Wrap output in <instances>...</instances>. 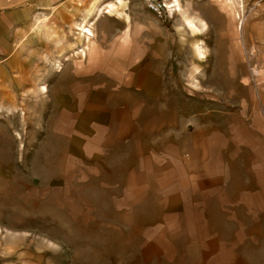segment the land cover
Masks as SVG:
<instances>
[{
	"label": "rangeland",
	"instance_id": "1",
	"mask_svg": "<svg viewBox=\"0 0 264 264\" xmlns=\"http://www.w3.org/2000/svg\"><path fill=\"white\" fill-rule=\"evenodd\" d=\"M128 2L125 17L99 8L95 17L73 20L56 61L30 71L16 97L0 100V264H87L97 230L104 254L113 252L109 209L118 179L113 163L101 155L87 161L83 142L58 129L73 119L59 111L70 88L96 86L105 92L95 96L102 107L131 110L132 132L153 129L155 140L159 129L176 130L169 139L175 144L198 127L201 153L221 162L234 156L225 144L234 130L247 127L248 145L259 139L252 134L264 96V0H234L241 32L225 0H179L182 11L205 23L194 33L174 3L172 15L160 19L143 0ZM88 66L97 78L75 83ZM209 132L214 151L205 147Z\"/></svg>",
	"mask_w": 264,
	"mask_h": 264
},
{
	"label": "crops",
	"instance_id": "2",
	"mask_svg": "<svg viewBox=\"0 0 264 264\" xmlns=\"http://www.w3.org/2000/svg\"><path fill=\"white\" fill-rule=\"evenodd\" d=\"M128 6V0H0V100L16 97L30 71L36 75L42 64L56 61L73 20L95 17L99 8L125 17ZM89 66L75 83L97 78ZM83 86L88 89L61 93L60 115L73 119L58 129L83 142L87 161L101 155L102 163H113L118 179L108 208L113 252L104 254V234L97 230L95 260L87 264H264V96L259 132L252 134L259 139L248 145L246 126L229 132L226 152L234 156L221 162L201 153L198 127L175 144L169 139L179 136L176 130L159 129L158 140L153 129L132 132L131 110L102 107L95 96L105 92ZM207 138L205 147L214 151L211 132ZM117 140L129 142L117 146Z\"/></svg>",
	"mask_w": 264,
	"mask_h": 264
},
{
	"label": "bare ground",
	"instance_id": "3",
	"mask_svg": "<svg viewBox=\"0 0 264 264\" xmlns=\"http://www.w3.org/2000/svg\"><path fill=\"white\" fill-rule=\"evenodd\" d=\"M172 3H174V5L177 7V9L175 11L179 12L180 11V14H181V17H182V22L185 23V25H187V29L188 31H190L191 33H194L196 30H201V29H204L205 30V23L203 22L202 19L198 18L195 16V14H190L187 15L186 12L182 11L180 9V3H179V0H172ZM225 9H229V11L232 12L233 16H234V19L238 20V25H237V30H239V32L242 31V26H243V20L241 18V14L239 11H236L235 9V2L234 0H225ZM208 4V3H206ZM203 7V5H202ZM202 7H199V8H202ZM224 8V7H223ZM204 9V8H203ZM200 11V10H199ZM205 11H207V9H205ZM215 11V10H214ZM197 12V11H196ZM217 12V11H216ZM230 12V13H231ZM211 14V12H208ZM199 14V13H198ZM203 14V13H202ZM206 14V13H205ZM221 15V14H220ZM203 16L200 14V17ZM181 25V24H180ZM182 28L184 29V26H182ZM86 30V29H85ZM83 31V30H82ZM180 31V30H179ZM183 33V32H182ZM179 34L181 35V32H179ZM91 32L90 30H87L86 31V36H91ZM204 45V43H203ZM203 48V46H202ZM202 53V52H201ZM200 53V54H201ZM242 53V52H241ZM253 71L256 73L257 76H259V71L256 70L255 68H253ZM44 89V88H42ZM252 115V114H251Z\"/></svg>",
	"mask_w": 264,
	"mask_h": 264
},
{
	"label": "built area",
	"instance_id": "4",
	"mask_svg": "<svg viewBox=\"0 0 264 264\" xmlns=\"http://www.w3.org/2000/svg\"><path fill=\"white\" fill-rule=\"evenodd\" d=\"M145 8L157 18L163 19L174 12L172 0H143Z\"/></svg>",
	"mask_w": 264,
	"mask_h": 264
}]
</instances>
